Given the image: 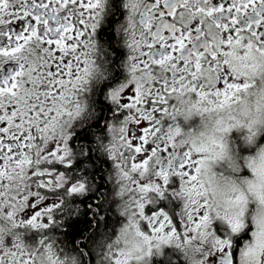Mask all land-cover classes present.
Returning <instances> with one entry per match:
<instances>
[{"label": "snow or ice", "instance_id": "obj_1", "mask_svg": "<svg viewBox=\"0 0 264 264\" xmlns=\"http://www.w3.org/2000/svg\"><path fill=\"white\" fill-rule=\"evenodd\" d=\"M255 71L264 0H0V264H153L182 245L264 264V189L249 182L254 215L243 192L221 211L204 147L170 123L181 97L223 108ZM109 182L118 219L96 240Z\"/></svg>", "mask_w": 264, "mask_h": 264}, {"label": "clouds", "instance_id": "obj_2", "mask_svg": "<svg viewBox=\"0 0 264 264\" xmlns=\"http://www.w3.org/2000/svg\"><path fill=\"white\" fill-rule=\"evenodd\" d=\"M248 83L250 86L238 93L236 101L223 108L208 106L209 111H204V106L191 97H181L175 102L177 113L171 123L174 130L179 128L178 143L194 142L204 147L206 170H202L201 179L209 188V195L215 194L220 210L228 208V202L243 192L248 201L246 215L250 217L256 213L259 203L248 190L249 182L264 189V144H258L260 136L264 135V72L250 73ZM177 117L185 124L196 118L199 122L185 129L177 122ZM233 131H242L241 144L255 151L240 153L230 139ZM244 170L249 175H242ZM183 199L177 198L181 204ZM253 204L254 210L250 207ZM177 257L186 259V264H198L199 260L191 245H182L180 251L162 250L152 259L172 260L173 264H178Z\"/></svg>", "mask_w": 264, "mask_h": 264}, {"label": "trees", "instance_id": "obj_3", "mask_svg": "<svg viewBox=\"0 0 264 264\" xmlns=\"http://www.w3.org/2000/svg\"><path fill=\"white\" fill-rule=\"evenodd\" d=\"M104 179L107 180V173H105ZM101 187L105 190L106 194L109 195V199L101 202L100 215H103L105 217L104 221H99L100 226L92 229V232L95 234L94 239H96V240H99L101 238L102 232L109 231L112 227H114L112 221L118 219L116 204L114 202H112V200H111V194H112L113 189L111 187L110 182L106 183L104 185H101ZM85 211H86V208L82 204L81 205V216L86 221L89 218L87 216L83 215V213ZM72 219L76 220L77 217H73ZM97 220H99V217H97ZM80 228L82 230H84L85 224L81 223ZM81 235H83V231H82ZM169 252H171V251H169ZM94 257H95V253L92 254V258H94ZM162 263L163 264H173V261L172 260L165 261L162 259Z\"/></svg>", "mask_w": 264, "mask_h": 264}, {"label": "flooded vegetation", "instance_id": "obj_4", "mask_svg": "<svg viewBox=\"0 0 264 264\" xmlns=\"http://www.w3.org/2000/svg\"><path fill=\"white\" fill-rule=\"evenodd\" d=\"M122 19V17H121ZM178 118L177 117V122H178ZM199 122L198 118L192 120L189 124H184L185 125V129H187L188 127H192V126H195L197 123ZM171 123V121H170ZM243 135V132H237V131H233L231 133V137L230 139L232 140L233 143H235L237 146H238V151L240 153H248V152H251V151H255L254 148H248V147H244L242 144H241V141H240V136ZM258 144H264V135H261L260 138H259V141H258ZM186 150V149H185ZM242 175H249L248 172L246 170H244V172L242 173ZM111 184V183H110ZM175 187H178V181L175 182L174 184ZM111 187H112V184H111ZM169 196H171V192H169ZM164 203L167 205V210L170 211V212H178L179 210V201L177 199H165ZM251 209H255V205H251L250 206ZM167 252L169 251H172V250H166ZM95 258H92V261H93V264H95ZM153 264H163L162 263V259H158V258H153ZM179 264V263H178Z\"/></svg>", "mask_w": 264, "mask_h": 264}, {"label": "rangeland", "instance_id": "obj_5", "mask_svg": "<svg viewBox=\"0 0 264 264\" xmlns=\"http://www.w3.org/2000/svg\"><path fill=\"white\" fill-rule=\"evenodd\" d=\"M178 123L181 125V126H184L185 127V123H184V121H183V119L182 118H178Z\"/></svg>", "mask_w": 264, "mask_h": 264}]
</instances>
